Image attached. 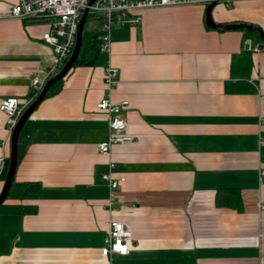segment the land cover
Wrapping results in <instances>:
<instances>
[{
	"label": "crops",
	"instance_id": "crops-1",
	"mask_svg": "<svg viewBox=\"0 0 264 264\" xmlns=\"http://www.w3.org/2000/svg\"><path fill=\"white\" fill-rule=\"evenodd\" d=\"M19 1L0 0V103H28L31 79L45 84L64 65L49 73V20L7 17ZM205 9H140L137 25L112 27L107 52L101 20H85L100 32L84 37L83 26L78 57L88 63L70 67L19 134L13 179L37 181L39 192L32 212L0 207V264H264V41L207 26ZM211 13L264 32V0L217 3ZM107 65L117 69L110 89ZM108 97L128 101L134 138L109 155L98 149L108 119L97 108ZM6 119L0 109V142ZM110 160L112 175L125 177L114 194L102 177ZM227 189L240 199L224 203ZM110 220L131 230L126 255L101 252Z\"/></svg>",
	"mask_w": 264,
	"mask_h": 264
},
{
	"label": "built area",
	"instance_id": "built-area-1",
	"mask_svg": "<svg viewBox=\"0 0 264 264\" xmlns=\"http://www.w3.org/2000/svg\"><path fill=\"white\" fill-rule=\"evenodd\" d=\"M216 1L224 6H230L236 0H20L12 4L7 17L24 21L49 20L50 27L43 33L42 39L52 47L54 65L49 68V73H55L69 58L76 41L78 21L84 11L97 16L101 20L100 50L107 52L110 47V30L113 26L126 24L137 25L140 17L135 12L143 8L173 6L181 4H201L207 6ZM1 17V16H0ZM256 51L258 48L255 49ZM117 69L107 65L104 70V81L108 89L115 83ZM44 82L37 78L30 81L31 97L28 103L22 104L15 97H8L1 101L0 109L6 114L7 135L0 142V174L5 165L4 149L10 141L11 133L24 111L39 94ZM127 100L114 103L110 98H103L97 103V108L102 110L108 119L107 139L98 145L104 154H110L113 145H124L134 140L129 133V125L123 116V110L128 106ZM260 126L264 125V117L259 120ZM260 146H264V139H259ZM114 163L110 160L108 171L103 174V179L109 186L111 194L119 189L125 181L124 176L115 177L112 174ZM264 177V169L260 170ZM264 210V202L259 206ZM132 239L131 230L122 221L110 220L107 236L101 252L104 256L112 258L113 255H126L129 242Z\"/></svg>",
	"mask_w": 264,
	"mask_h": 264
},
{
	"label": "water",
	"instance_id": "water-1",
	"mask_svg": "<svg viewBox=\"0 0 264 264\" xmlns=\"http://www.w3.org/2000/svg\"><path fill=\"white\" fill-rule=\"evenodd\" d=\"M217 4L216 1L208 4L205 9V23L207 26L211 28H221L224 30L227 29H238V28H248V29H253L255 28L253 25H248L245 23H234V24H221V23H216L213 18H212V9L214 6ZM87 17V10L83 12L81 15L79 21H78V26H77V34H76V41L74 48L72 50L71 55L69 58L66 60L62 68L59 70L58 73H56L54 76L49 78L45 84L43 85L41 91L37 95V97L30 103L28 106L24 109L22 114L20 115L16 126L14 127L11 136H10V152H9V162H8V167H7V172H6V177L2 186V189L0 191V203L4 201V199L7 197L8 192L10 190V187L13 182L14 178V173L17 167L18 163V138L19 134L30 116V114L34 111V109L37 107V105L43 100L45 97L49 87L56 82L57 80L61 79L65 74L68 72L70 67L73 65L74 61L79 55L80 48H81V43H82V32H83V26L85 23ZM258 30L260 37L262 41H264V32H262L259 28H255ZM259 48H264V42H262L259 46Z\"/></svg>",
	"mask_w": 264,
	"mask_h": 264
},
{
	"label": "trees",
	"instance_id": "trees-1",
	"mask_svg": "<svg viewBox=\"0 0 264 264\" xmlns=\"http://www.w3.org/2000/svg\"><path fill=\"white\" fill-rule=\"evenodd\" d=\"M88 18L97 19L98 17L88 13L86 19ZM239 29H242L244 31V34L247 38H249L250 36H253L255 40H262L259 32L255 29L253 30H247V29L245 30V28H239ZM84 63H88V62L85 59L78 57L74 61L73 65H77V64L79 65V64H84ZM60 80L61 79L57 80L49 87L46 93V96L55 92L57 88V84ZM21 155L22 154L18 148V161L20 160ZM226 191L228 192V195L226 197V200H225V196L223 197L224 203L229 204V201L230 202L238 201L240 199V196L237 190L227 189ZM38 192H39V184L37 181L27 180V181L17 183L13 179L8 195L4 199V201L0 203V207L1 208L2 207L15 208L24 213L32 212L35 209L34 200L36 199ZM10 198L13 199L15 202L6 203V201L9 200ZM218 201H219V198L217 197V203H219ZM31 202H33L34 204Z\"/></svg>",
	"mask_w": 264,
	"mask_h": 264
},
{
	"label": "rangeland",
	"instance_id": "rangeland-1",
	"mask_svg": "<svg viewBox=\"0 0 264 264\" xmlns=\"http://www.w3.org/2000/svg\"><path fill=\"white\" fill-rule=\"evenodd\" d=\"M97 26H98L97 20L89 19L84 25V37H86L88 34H92L94 35L95 38H97V35L100 33L99 30L97 29ZM6 160L8 165L9 158H7Z\"/></svg>",
	"mask_w": 264,
	"mask_h": 264
}]
</instances>
